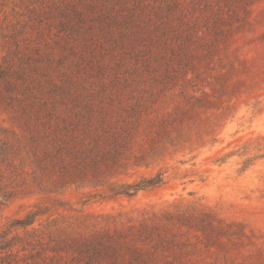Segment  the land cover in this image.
<instances>
[{
  "label": "rangeland",
  "instance_id": "obj_1",
  "mask_svg": "<svg viewBox=\"0 0 264 264\" xmlns=\"http://www.w3.org/2000/svg\"><path fill=\"white\" fill-rule=\"evenodd\" d=\"M0 138V264H264V0H0Z\"/></svg>",
  "mask_w": 264,
  "mask_h": 264
},
{
  "label": "trees",
  "instance_id": "obj_2",
  "mask_svg": "<svg viewBox=\"0 0 264 264\" xmlns=\"http://www.w3.org/2000/svg\"><path fill=\"white\" fill-rule=\"evenodd\" d=\"M141 8H142V4L138 3L137 9H141ZM77 47L79 48L80 52L82 54H84L85 48L83 49V46H81L79 44L77 45ZM111 127L112 126H108L104 130L103 133L97 132V134L107 135L109 137H115L117 133L111 132L110 131ZM57 132H58L57 141H61L63 139H65V140L77 139V135L79 134L78 124L75 120H71L67 125L65 123V125L63 127H58ZM104 141H105V137H101V139L99 138V142H104ZM117 141H119V139H112V142H117ZM99 142L95 143L94 147L95 146L100 147L101 144H98ZM93 150L94 149H91V151H93ZM14 155H15L14 143H12V141H10V140L0 138V159H3V160L10 159ZM103 155L107 156L108 154L104 153ZM164 182H165L164 172L160 171L154 176L142 177L141 179L136 180V181L131 182V183L130 182H123L120 184H113L112 187L110 188V190L112 192V196H116L119 194L133 196L141 190H146L149 188H153L155 186H159V185L163 184ZM37 214H39V212H34L33 214H29L25 220H23V221L19 220V221H17V223L21 224V225H30V224L34 223L35 217L37 216Z\"/></svg>",
  "mask_w": 264,
  "mask_h": 264
}]
</instances>
